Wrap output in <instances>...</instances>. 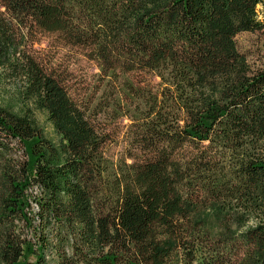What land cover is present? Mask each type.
<instances>
[{
  "label": "trees",
  "instance_id": "16d2710c",
  "mask_svg": "<svg viewBox=\"0 0 264 264\" xmlns=\"http://www.w3.org/2000/svg\"><path fill=\"white\" fill-rule=\"evenodd\" d=\"M259 6L0 0V70L21 79L0 90V264H264V66L236 41ZM37 32L84 49L93 95L28 52Z\"/></svg>",
  "mask_w": 264,
  "mask_h": 264
},
{
  "label": "rangeland",
  "instance_id": "374dc122",
  "mask_svg": "<svg viewBox=\"0 0 264 264\" xmlns=\"http://www.w3.org/2000/svg\"><path fill=\"white\" fill-rule=\"evenodd\" d=\"M260 17L264 18L262 7L259 6ZM28 39V52L38 56L46 67L58 74L65 82L70 94L78 101L88 98L98 88L99 68L93 60H90L84 49L71 46L62 40L61 36L49 32H37L30 34ZM237 45L244 53L253 67L264 66V30L256 32H243L236 37ZM21 81L20 78H17ZM13 75L0 70V90L4 95H12L16 92L19 82ZM37 118L44 127L47 136L57 139L52 124L47 120L43 112H37ZM124 132L120 134L117 143H113L111 153L119 155V151L126 142L123 141ZM17 156H23L20 144H14ZM31 193V192H30Z\"/></svg>",
  "mask_w": 264,
  "mask_h": 264
}]
</instances>
